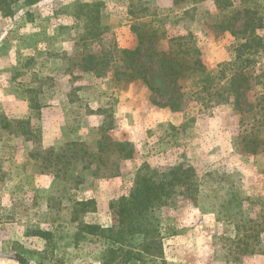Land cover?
I'll list each match as a JSON object with an SVG mask.
<instances>
[{"label": "rangeland", "instance_id": "rangeland-1", "mask_svg": "<svg viewBox=\"0 0 264 264\" xmlns=\"http://www.w3.org/2000/svg\"><path fill=\"white\" fill-rule=\"evenodd\" d=\"M227 17L215 0H18L0 10V264H19L15 254L27 264H264V152L244 149L253 129L233 105L212 106L207 92V103L194 100V81L234 57ZM160 19L162 39L144 51L193 34L205 65L181 82L180 112L157 104L172 90L155 56L142 57L148 85L127 77L120 54L138 48L134 26ZM91 54L106 62L100 75L84 66ZM256 60L252 70L264 51ZM178 165L195 170L191 189L170 190L150 212L155 232L124 242L113 227L137 174Z\"/></svg>", "mask_w": 264, "mask_h": 264}, {"label": "trees", "instance_id": "trees-1", "mask_svg": "<svg viewBox=\"0 0 264 264\" xmlns=\"http://www.w3.org/2000/svg\"><path fill=\"white\" fill-rule=\"evenodd\" d=\"M17 1L0 0V10H9ZM192 1L195 4L204 0ZM236 1L215 0L220 13L229 14L226 21L222 22L221 28L229 31L235 38L233 45L234 57L228 62L219 64L214 74L207 73L204 78L194 81V87L196 89L198 87L194 92V100L198 104L202 103L203 105V103H207L205 100L209 98V103L214 101L212 106L214 104H231L235 109H238L242 117V126H250L253 129L242 140L244 149L251 154H257L260 150L264 152V136H260V134L264 133V66L256 67L253 70L250 67L252 64L257 63L256 57L264 51V0H238V7H235ZM138 3L141 4V1H138ZM88 8L93 9V6ZM142 10L144 13L147 11L146 8ZM142 18H138V20ZM158 21L159 27L152 26L146 22L134 26V31L139 38V46L134 51L125 50L121 51L120 54L124 57L123 61H125L127 77L132 80L141 79L148 85L149 82L145 73L146 65L142 63V57L146 52L149 53L148 58L150 60L155 56L172 90V97L168 102L164 104L157 102V104L162 107H169L173 112H180L185 105L181 82L186 78H190L195 72L204 73L205 65L201 59L202 53L196 37L193 34L171 38L169 40V50L166 52H160L156 49L151 50V48L144 51L145 46L150 45L151 47L162 39L163 20L160 19ZM239 23H241L242 29L238 31L236 26ZM97 27H99L100 33L101 27ZM84 62L86 69L95 71L97 75H100L107 66L105 61L93 54L84 59ZM88 65H91V67L88 68ZM252 81H255V87L260 86L261 88L256 99L258 101L257 106L247 104L250 109L254 108L255 112L250 113L252 122L246 123L243 121L245 110H243L242 101H245L244 98H246L248 91L251 90L250 83ZM150 88L152 91L154 90L151 86ZM203 92L208 93L207 98L203 96ZM214 96L218 97L217 100L212 99ZM208 106L212 107L210 104ZM6 126H10L9 123ZM72 145L77 146L78 144L73 143ZM119 149L126 152L125 158L130 159L133 157L134 151L130 142L121 143ZM61 157L65 158L64 155L56 158L60 159ZM68 163L66 162V164ZM194 172L195 170L192 167L184 165L173 167L169 172H159L150 166H146L137 174L131 195L123 198L120 203L118 208L119 224L113 227L115 234L125 242L128 237L133 236L135 230L146 231V235L151 231L155 232L154 229L152 230V226H154L153 217L150 216L153 205L156 202L165 204V200L171 196L170 190L176 189L178 186L187 185L188 189H191L190 179ZM81 204L84 207L89 205L87 202H82ZM124 209L126 213L123 214ZM127 222L132 223V229L124 232L126 229L123 227ZM149 241L151 240H147L144 244L149 246ZM147 242L148 244H146ZM12 259L19 264L28 263V260L20 254H15Z\"/></svg>", "mask_w": 264, "mask_h": 264}]
</instances>
